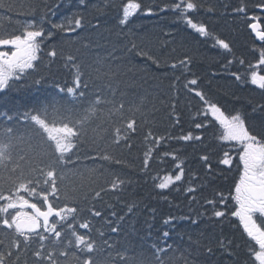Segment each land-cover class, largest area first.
Wrapping results in <instances>:
<instances>
[{
	"label": "trees",
	"instance_id": "obj_1",
	"mask_svg": "<svg viewBox=\"0 0 264 264\" xmlns=\"http://www.w3.org/2000/svg\"><path fill=\"white\" fill-rule=\"evenodd\" d=\"M8 2L9 0H5L6 4ZM14 2L16 6L10 10L7 7L0 8L2 25L0 35L22 34L21 25L26 21H39L45 11L40 6L53 2L62 6L54 9L55 15L49 13L51 20L67 23L66 17L79 12L85 18V26L72 33L70 38H65L64 34L60 33L55 35L54 40L45 39L42 42L41 51L38 53L40 58L35 62L34 69L30 70L31 74L25 75L20 81H12L7 90L0 92V113L22 118L25 112H33L58 98L61 87L72 86L74 70L66 61L69 54L76 58L86 73L97 67L98 58L107 59L111 55L112 59L108 63L111 64L113 75L110 78L96 80L93 73L87 93L91 97L99 92L109 100L113 98L114 93L117 102L121 99L125 102L123 118L119 115L109 116L110 104L100 105V111L90 119L83 130L73 157L74 160L79 158L78 171L84 175L83 177L74 175L73 172L76 170L67 171L66 178L60 183V199L58 201L54 199L53 202L61 206L64 203H73L78 207L80 209L78 219L87 218L92 223L90 235L93 239L101 246L102 239L111 241L114 252L126 251L130 257L128 264H136L139 260L156 264L152 245L159 242L164 230L170 233L167 243L176 250L174 255L179 257L181 254L187 255L191 252L192 264H205L206 261L208 264H244L246 253L243 247L233 246L235 253L233 256H228L217 249L216 255L209 259L203 248H198L193 243L199 240L202 244H207L209 239L222 237L242 245V229L237 230L236 225L239 222L235 221L233 224L234 218L230 213L222 224L213 223L206 217L201 218L197 224L180 220L181 215L190 214L189 198H186L190 194L178 191L175 187L161 194L160 190L154 187L153 180L141 172L143 153L148 146L145 136L151 132L156 137L165 138L151 161V174L153 176L172 174L175 171V163L171 156L165 158L162 153L175 152L184 162L186 170L185 181L181 187L186 186L192 173L198 174L199 183L205 185L195 194L200 203H203L204 197L213 196L217 190L227 195L234 181L238 179L236 151L217 139L218 126H214L215 122L211 117L205 118L202 115V102L193 92H188L184 85L187 79L196 78L198 83L193 87L202 90L210 100L218 102L226 112L237 110L250 114L253 104L264 101V93L258 88L250 83L237 82L223 67L227 65L228 59H232L234 63L228 66L230 71H239L246 78L248 62L255 63L261 46L252 36L247 22L235 17L232 12V8L238 6L241 0H204L206 4L214 6L215 11L201 10L199 14H193L197 21H203L212 32L230 43L232 48L230 53L214 47L212 41H204L198 37L182 22H178L171 12H160L159 9L170 0H139L142 10L131 18V23L127 26H121L118 21L122 0H86L87 7L84 9L79 7L78 0H14ZM29 2L37 5L38 10L20 15L19 13L26 11L21 8V4ZM254 2L255 0H252V3ZM148 8L153 9V15L144 14ZM249 8L252 14L251 4ZM255 14L259 15L258 9L255 10ZM45 28H50V24H45ZM133 43L139 49L160 57L161 60L173 62L187 56L191 60V71L182 75L168 68H157L151 60L136 54V50L131 48ZM53 47L57 51L56 58L47 56V52ZM240 59L246 62L243 67L239 64ZM259 71L264 74V66ZM176 76L180 79L173 88ZM37 80L40 81L39 84L35 83ZM133 103L142 105L141 112L133 113L129 110ZM173 105L175 114L179 116V123L170 118ZM76 107L83 111L84 106ZM131 118L136 121V131L129 133L127 144L130 147L124 143L117 146L112 142L115 128L124 127L123 120ZM196 122H203L207 126L197 129ZM189 132L194 136L200 135L202 140L185 142L171 138ZM225 151L230 152L234 161L231 171L217 163ZM105 152L119 157L125 163L116 165L104 161L100 157ZM204 154L211 158L213 165V173L210 176L199 159ZM33 156L35 153H30L29 159ZM37 159L42 164L46 163V158ZM20 163L25 170L28 169L29 165L25 161ZM86 169H94L95 172L89 176ZM117 176L126 182L122 188L113 191L110 185ZM197 187L199 188V184ZM97 192L100 193L99 197L96 196ZM65 194L69 200H65ZM37 202L42 203L39 200ZM132 205L135 206L134 210L129 213L128 207ZM93 208L103 215L92 216ZM192 208L198 209L199 205L192 203ZM113 212L116 216L112 215ZM169 215L176 217L172 226L164 224ZM120 216L125 217L123 221L118 219ZM108 221H112V225H109ZM117 225L119 232H111L110 227ZM77 230L84 231L78 226ZM100 231L104 233L103 238L99 235ZM36 246L33 244L32 247ZM97 255L102 259L107 252ZM24 260L32 264L31 251L22 255L21 264ZM169 264H183V261H170Z\"/></svg>",
	"mask_w": 264,
	"mask_h": 264
},
{
	"label": "snow or ice",
	"instance_id": "obj_2",
	"mask_svg": "<svg viewBox=\"0 0 264 264\" xmlns=\"http://www.w3.org/2000/svg\"><path fill=\"white\" fill-rule=\"evenodd\" d=\"M79 7H87L86 0H78ZM251 4L252 14L249 5ZM14 0H0V8L7 7L9 10L15 7ZM60 3H47L40 7L45 9L39 21H26L22 26V34L0 35V92H4L11 86L12 81H20L25 75H30V70L35 67V62L40 58L41 44L45 39L54 40L56 34L63 33L65 38L77 32L85 26V18L79 12L66 17L67 23H57L49 18V13L55 15L54 9H59ZM121 14L118 21L121 26L131 23V18L142 10L139 0H122ZM26 9L19 13L26 15L28 12H35L38 6L32 3L21 4ZM259 10V15L255 10ZM201 10L214 12L215 7L206 4L204 0H170L159 9L160 12H171L178 22H182L204 41H212L214 47L232 52L230 43L224 38L216 35L203 21H197L193 14H199ZM235 17L244 19L247 27L251 30L256 40L261 42L258 50V57L255 63L248 62V71L245 76L239 71L231 72L228 66L234 60L228 59L227 65L223 66L235 80L241 84L250 83L264 93V74H261L264 66V0H241L240 4L232 8ZM145 15H153L152 8H148ZM45 24H50L46 29ZM2 27V25H0ZM78 35V33H77ZM131 48L136 54L151 60L157 68H168L182 75L191 71L189 57L170 62L167 59L153 56L151 52L139 49L135 43ZM254 51H256L254 49ZM47 56L56 58L57 51L53 47L47 52ZM109 55L107 59L101 57L96 61L97 67L92 72L86 73L83 66L76 58L69 54L66 61L74 70L72 86L59 89V97L54 98L48 104L33 112H25L22 118L14 117L8 113H0V264H21V257L31 251L32 264H128L130 257L126 251H113L111 241L102 239V245L98 244L90 235L92 223L87 218L78 219L80 209L73 203H64L62 206L53 202L60 199V183L66 178L67 171L76 170L74 175L83 177L84 173L78 171L79 158L73 159L79 146L83 130L90 119L100 111V105L110 104L109 116L119 115L123 118L125 102L121 99L115 100V94L111 100L99 92L89 97L87 89L89 80L95 73L96 80H103L113 75ZM245 60L240 59L239 64L243 67ZM106 69V70H105ZM87 77V78H86ZM180 79L175 77L172 85ZM39 84L40 81H35ZM198 83L196 78L187 79L184 85L188 92H193L200 99L203 105L202 115L215 122L218 126L217 139L222 144L230 145L238 156V179L234 181L227 195L217 190L211 197H204L203 203L197 200L196 193L205 185L200 184V177L192 173L186 186L181 187L186 177L184 162L175 153L164 151L163 157L171 156L175 163V171L172 174L160 176L152 175L150 172L151 161L155 158L156 149L165 140L164 137H156L151 132L145 136L148 145L143 153L141 172L153 180L154 187L163 194L173 187L182 191L189 198L190 214L181 215L180 220L190 221L197 224L201 218H207L213 223L222 224L228 219V214L238 221L237 230L242 229L241 239L243 244L235 243L226 238L209 239L207 244L196 240L193 243L198 248L202 247L204 254L210 259L216 255L217 249L228 256L235 255V248L243 247L246 255L244 264H264V101L253 104L251 113L246 114L234 110L226 112L218 102L210 100L202 90L195 87ZM109 90L110 81H109ZM76 105H82L81 112ZM133 113L141 112L142 105L132 104L129 108ZM176 123H179V116L175 114V106L169 114ZM124 127L117 126L114 131L112 142L117 146L124 143L129 146V133H135L136 121L134 118L124 119ZM19 125V126H18ZM203 122H196L197 129L206 127ZM23 129V130H22ZM151 137V139H149ZM180 141L191 142L201 141L200 135H193L191 132L178 137H171ZM39 149V151H36ZM23 152V154H21ZM35 153L32 159L29 154ZM46 158V163L39 159ZM94 159L93 157H89ZM104 161L122 165L125 162L119 157L112 156L105 152L101 157ZM202 167L210 176L213 173L211 158L201 155ZM20 161L29 165L25 170ZM179 161V162H177ZM161 159V163H163ZM217 163L224 165L229 171L233 168V158L230 152L225 151ZM89 176L93 175L94 169H86ZM223 171V169H221ZM125 180L117 176L111 182V190L122 188ZM199 184V188L197 185ZM76 189L74 188L73 191ZM97 192L96 196L99 197ZM167 199V197H164ZM65 194V200H69ZM37 200L42 201L38 203ZM192 203L199 205L198 209L192 208ZM134 205L128 207V212L134 210ZM31 210V211H27ZM191 213H195L193 216ZM91 215L101 217L103 214L93 208ZM116 216V213H112ZM124 216L118 217L123 221ZM176 217L169 215L164 220L165 225L172 226ZM112 225V221H108ZM84 230L80 232L77 230ZM111 232H119V226H111ZM104 237L103 231L99 233ZM170 233L164 230L159 242H154L152 247L153 258L156 264H169L170 261L182 260L183 264H192L191 252L187 255H174L175 249L167 243ZM191 239V238H190ZM33 244L37 246L33 248ZM107 252L102 259L98 253ZM172 253V255H169ZM167 258V259H166ZM134 259V258H131ZM23 264H28L27 260ZM136 264H148L145 260H139ZM208 264V261L205 262Z\"/></svg>",
	"mask_w": 264,
	"mask_h": 264
},
{
	"label": "water",
	"instance_id": "obj_3",
	"mask_svg": "<svg viewBox=\"0 0 264 264\" xmlns=\"http://www.w3.org/2000/svg\"><path fill=\"white\" fill-rule=\"evenodd\" d=\"M255 37V36H254ZM256 41H258V40H256ZM258 42H260V41H258Z\"/></svg>",
	"mask_w": 264,
	"mask_h": 264
}]
</instances>
